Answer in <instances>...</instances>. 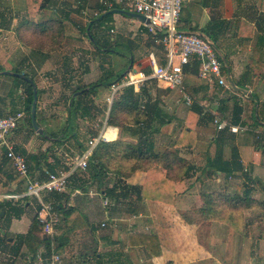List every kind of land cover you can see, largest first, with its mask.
<instances>
[{
	"label": "crops",
	"instance_id": "0c3cea01",
	"mask_svg": "<svg viewBox=\"0 0 264 264\" xmlns=\"http://www.w3.org/2000/svg\"><path fill=\"white\" fill-rule=\"evenodd\" d=\"M86 1L84 0L85 6L90 9L89 1ZM23 2L26 9V0ZM75 4V0H55L51 8L55 11L56 5L68 12L71 7L77 8ZM90 10L97 11L94 8ZM110 10H119V8L114 7ZM72 11L75 14L82 13ZM48 12L52 15L50 8ZM110 15L112 25L107 34L112 37L108 44L105 40L102 41L103 52L107 53L109 50L108 53L115 57L127 58L129 61L127 67L131 66L125 73L141 71L146 75L147 72H151V76L149 54L153 53L155 56L158 48L153 43V36L148 27L138 19L123 13ZM259 15L264 16V0H186L181 10L178 29L185 32L199 31L207 36V32L216 35L219 49L224 56L226 55L234 81L244 72L255 73L250 83L254 89L252 86L248 89L251 90V94L258 95L256 103L249 99L250 95H242L223 88L227 97L215 99L212 103L215 104L214 107L207 106L212 102L209 101L210 98L207 100L203 97L199 101L196 100L202 111L207 112L216 111L221 103H224L228 121L231 119L234 101H238L244 107L242 117L246 120L243 125L246 131L239 134L228 132L227 139L229 138L231 145L225 147L222 155V161L226 163L216 161L213 165L218 177L214 173H204L206 157L212 158L215 151L213 144L215 127L206 118L194 127V132L199 135L200 140L192 151L186 148H169L177 151L178 156L186 161L183 165L190 168L187 176L184 169L181 177L173 179L175 191L173 205L147 199L135 201L133 196L124 200L110 199L103 194V191L100 193L95 184H91L92 179L87 175L84 177L79 174L77 180L70 177L65 192L68 199H62L60 202L65 210V216L63 217V212H59L60 225L56 229L54 238L56 250L62 255V264H264V218L261 209L232 210L230 214L236 216L232 224L213 219L217 207L209 210L211 217L201 214L203 205L201 196L204 193L232 195L236 192L244 197L264 202V144L259 143L260 141L256 142L257 134L264 131V125L256 127L249 119L254 106L255 115L264 120V102L261 95V88H264V68L259 74L257 73V64L253 55L256 51L261 57L264 52V32H262L264 18L260 19ZM116 45L126 49L127 55L119 52ZM0 47V57L8 58L7 47H4V43ZM251 47L253 52L246 54V48L250 51ZM23 53L33 59H29L26 63L28 66L22 65L20 70L23 74L32 75L37 88L40 89L42 82H38L36 76L39 73L49 75L47 73H55L58 70L51 63V56L46 52L26 47ZM156 60L161 65L165 64L162 60L157 58ZM10 68H12L11 64L4 65L3 61L0 62V71L12 70ZM66 69L64 80L68 84L71 83L72 73L67 66ZM66 75L68 76L65 77ZM187 76L189 73H186L185 77ZM21 80L20 78L16 80L15 76L0 74V118L13 113V110L20 106L18 98L23 91ZM188 82L189 78H186V84L192 93L202 87L194 86L195 89L193 86L190 87ZM200 83L205 85L204 82L200 81ZM4 85H12L15 92L4 91ZM133 88L136 93L140 89L149 90L152 102L157 91L166 90L161 82L155 85L143 83ZM207 88L205 85L201 89ZM213 89L210 88L209 91H214ZM167 90V93L157 97L156 101L159 110L169 123L159 126L158 131L154 133L148 131V135L153 136L155 144L159 143V145L174 140L179 135L186 124L190 108L180 102L181 99L178 101L171 98L173 90L168 88ZM195 98L193 97L194 100ZM25 118L24 126L14 130L7 139L25 157L30 174L42 176L45 170L68 168L70 163L66 164L64 158L68 155L61 152L62 148H59L55 141H45L36 132L32 133L28 130ZM132 123H134L133 119ZM129 130L134 131V129ZM102 131L108 137V142L118 139L136 141L135 137L130 136L131 131L122 132L118 127L104 124L99 133ZM232 150L237 152L241 167L227 175L223 169L232 161ZM217 163L219 164L216 166ZM112 165L117 167L120 163L114 161ZM131 166L130 163L128 167ZM224 174L227 178L219 177ZM145 177L146 172L142 169L129 171L126 176L116 172H106L103 184L104 187L105 185L111 187L114 183L120 186L119 180H122L127 185L141 186ZM232 178L233 180L240 178L238 188L229 184ZM24 189L11 162L5 158L4 151L0 149V197L4 194L22 193ZM49 196L46 195L45 198L48 199ZM105 200L107 206L104 205ZM33 202L31 198L0 201V205L4 207L0 209V212L3 210V214L0 215V264H32L30 263L32 257L30 260H25L24 253L27 248L20 244L19 237L27 233L31 217L36 214L37 210L33 208ZM32 208L33 214H31ZM190 212L193 213L194 221L185 219ZM197 218L202 220H196ZM144 235L156 236L160 250L158 254L151 251ZM41 249L44 248L41 246L38 251ZM33 264H36L35 259Z\"/></svg>",
	"mask_w": 264,
	"mask_h": 264
},
{
	"label": "trees",
	"instance_id": "16d2710c",
	"mask_svg": "<svg viewBox=\"0 0 264 264\" xmlns=\"http://www.w3.org/2000/svg\"><path fill=\"white\" fill-rule=\"evenodd\" d=\"M54 1L55 0H26V3L27 8L31 10V15L35 16L34 10L36 12L40 9L47 10L51 7ZM88 1V7L90 9H96L98 11V16L92 17L90 20H88L84 25V28H82V32L86 37L88 36L91 42L93 43V40H95V36H93L94 34L91 33L92 27L95 23H97V19L102 16V14L107 10H103L97 0ZM84 6L85 2L83 1L82 4L77 6L75 10L77 12H82ZM110 17V14L106 15L99 22H103L105 19L108 18L110 19ZM41 31L44 32V30ZM207 34L210 39L214 42L216 47L219 48V40L216 35L211 34L210 32H207ZM94 45H97L99 47L98 43ZM107 52H109V50ZM198 66L199 63L197 61H193L189 65L184 67V72L198 76ZM125 70L126 69H124L122 73H118L116 77H114L112 80L107 81L108 79H105L103 80V82L99 81L96 84L78 86L72 91L71 95L69 96L70 103L68 106V113L70 114V118L68 120L69 122L67 124V127L70 126V137L74 138L75 143L78 145L80 154H83L87 150L89 140L82 142L76 137L77 134L74 128V121L72 122L71 119L73 115L75 99L83 100L90 94L95 93L96 88L99 85H109L110 87L112 84L118 83L126 72ZM13 71L17 73L21 72L18 69H14ZM150 73L151 72H147V76H150ZM24 75L31 78L35 83L32 75H28L27 73H24ZM17 79L18 78L16 77V80ZM21 82L23 84V91L22 95H20L18 98V103H20V105L24 109L26 122L31 127L29 128L34 131L30 120V107L33 99L32 86L24 80H21ZM158 82L159 81L154 78H149L144 83L155 85ZM234 82L238 87L248 89L251 83L250 72H244L241 77ZM85 88H87L88 90L83 91L78 95H74L76 92ZM167 91V88L166 90L157 91L154 96L155 101L153 100L152 102V95L149 90L140 89L139 92L136 93L134 91L133 86L121 88L117 92V95L113 98V101L111 103L107 118V125L118 127L121 129L124 128L125 122L132 121L133 119V122L135 121L137 128L132 131L129 130L131 128L128 127L124 128L123 131H131L130 136L132 138L135 137L136 141L133 142L124 139H118L112 142L99 141L95 148L92 150L91 155H89L87 159V167L85 172H73L71 175V179L73 178L77 180L80 175L84 177H86L87 175V177H90L92 179L91 184H95L97 186L98 191L100 193L103 191V194L109 196L110 199L124 200L129 199L133 196L132 198H134L135 201H143L144 199H147L166 205H173L175 202L173 179L174 177H181L182 173L184 172V169V173L187 176L189 174L190 168L183 165L186 161L178 156L177 151L172 149H164L163 151H158L156 149V144L153 136L148 135L149 130H151L150 133H154L158 131L159 126L169 123V120H165L163 113H161V111L159 110L156 101L157 97L166 94ZM39 93L40 91L37 90V98L39 97ZM249 99L252 102L254 100V102L256 103L258 101V96L256 93H252ZM221 104L222 105H220L219 108L216 110V113L221 119L227 120V116L225 115L226 106L224 105V103ZM13 111H18V108H15ZM255 111L256 110L253 106L250 116L253 125H255L256 127L264 125V120L260 119L257 114L255 115ZM99 112L101 113V110ZM243 112L244 107L238 101H234L231 119L229 121L227 120L228 123L232 125L243 126L245 124L244 122L246 121L242 117ZM121 118H125V122H122ZM205 118L207 121L212 122L211 113L207 111H202V107L196 100H194L192 106H190L188 110L186 124L184 127H182L179 135L173 140L172 147H175L176 149L186 148L187 150L192 151L197 146V142L200 140L199 135L194 132V127L195 125L203 121ZM37 124L39 126H42L41 122H37ZM142 128H144V130ZM228 132V129H224L222 131H214L215 135L213 136V144L215 147V151L212 158L209 156L206 157V168H204V173H214L216 171L213 166L214 164L211 163L212 160L214 162L217 161L223 162L224 164L226 163L225 161H222V155L225 147L231 145L229 138L227 139V134L230 133ZM44 135L51 138H59V136H57L53 132H48L45 129H43V134L40 136L43 137ZM263 135V133L257 134L256 141H259ZM63 137L64 136L59 138L58 142H64L65 139H63ZM231 159V163H229L226 168L223 169L226 174H229L241 167V164L238 160L237 152L235 150H232ZM114 161H117L118 163H120V165L114 167L112 165V162ZM130 163L132 164V166L129 168L128 165ZM135 169H142L146 172L144 183L141 186L127 185L122 180H119L120 186H118L117 183H114L111 185V187H108L106 185L104 187L103 182L104 178L106 177V172H116L121 176H126L128 175L129 171H133ZM49 195V198L55 201V208L57 209V211H61L64 214L65 210L64 208H62V204L60 202L62 199L67 200L68 196L65 193H53ZM49 198H45V200H50ZM201 199L203 201L201 214L204 213L207 217H211L209 210H214V208L217 207V213L213 216V219L216 220H223L232 224L233 221L236 219V216L230 214L232 210H245L253 208L261 209L264 217L263 201H259L251 197H244L236 192H234L232 195H229L227 193H219L218 195L213 193H204L202 194ZM0 209H4V207L0 205ZM36 210V214L31 219V224L27 233L19 237L20 244L25 245L27 248L28 260H30V258L32 257V260L30 262L32 264L35 259V255L41 246L46 251L50 250L49 239L41 234V223L37 219V212L39 210V207H37ZM188 214L189 215L185 216L186 221H194L193 213L190 212ZM64 216L65 214L63 215V217ZM196 220L202 219L197 218ZM102 226H104V224H102ZM144 238L147 239V243H145L147 245L149 243L151 251L155 254H158L160 250L158 244L156 243V236L146 235ZM155 248L157 249L154 250Z\"/></svg>",
	"mask_w": 264,
	"mask_h": 264
},
{
	"label": "rangeland",
	"instance_id": "374dc122",
	"mask_svg": "<svg viewBox=\"0 0 264 264\" xmlns=\"http://www.w3.org/2000/svg\"><path fill=\"white\" fill-rule=\"evenodd\" d=\"M72 10H75L74 7H71V9L67 12L60 6L58 7L55 5V11L50 7L52 15H49V9H40L37 12L34 10L35 16H32L31 10L24 8L23 0H1L0 3V46L4 43V47H7L9 54L8 58L0 57V62L3 61L4 65L11 64L12 68L10 69L12 70H20L22 65L27 67L28 65L26 63L29 62V59H33V57H27L25 53H23V49L30 47L36 51L46 52L48 56H51V63L54 64L56 66V70H58L55 73H47L49 75L39 73L36 76L37 81L42 82L40 89L37 88L40 93L37 98L38 103L36 104V114L37 122H41L42 126L40 127L42 129H45L48 132H53L59 136V138L64 136V142H58L59 138H51L45 135V138L44 136L42 138L45 141L49 140V142L52 140L55 142L57 141V146L62 148L61 152L68 155L64 156L66 164L71 163L70 157L80 155L78 145L75 143L74 138L70 137V126L67 127L69 122L68 120L70 118V114L68 113V106L70 103L69 96L72 91L78 86L96 84L99 81L103 82L105 79H108L107 81L112 80L118 73H122L124 69L127 70V68L131 66L129 65V67L126 68L128 65L127 58H119L111 55V53L103 52L102 41L105 40L107 42L106 44H108L112 37L110 34H107L109 27L112 25L111 19H105L103 22L97 21V23L94 24L91 33L95 36V40H93L95 43H92L90 38L88 36L86 37L82 32V28H84L86 22L93 17L91 13L92 10L89 9L87 14H75ZM259 18L263 19L264 16L259 15ZM114 26L117 28V25ZM117 29H119V27ZM41 30H44V32ZM262 32H264V25L262 27ZM96 42L100 48L97 45H94L97 44ZM115 47L119 52L124 54L127 53L126 49L121 48L120 45H116ZM157 48L155 56L160 61L162 60V63L164 64L165 61L162 47ZM247 48L246 54L249 55L250 52H253V47H251L250 51ZM253 55L255 57V63L257 64V73L259 74L262 68H264V52L261 57L258 56L256 51L253 52ZM66 66L70 69V73H72L70 77L71 83L68 84L65 83L64 80V72L65 70L67 71ZM12 70L8 71L15 72ZM250 73L251 78L253 75L255 76L253 71ZM67 76L68 75L65 77ZM197 77L198 76L193 74H189V76L185 77L184 87L189 96L192 98L196 97L195 100L197 101L201 100L203 97L207 100L210 98L209 101L211 100L212 102H209L207 105L208 107L215 106V104H212L215 99L227 97V94L222 88L214 87L215 90L213 89L214 91L211 90V92L209 91L210 88L202 90L201 88L205 85L201 83L199 84L201 80ZM186 78H189L188 83L190 87H202L197 89L195 93L190 92V88H188L186 84ZM56 81H58V83H56ZM6 90L10 91V93L15 92V88L12 85H4V91ZM75 94H77V92ZM116 95L117 92L111 99V87H109V85H99L96 88L95 93L90 94L83 100L75 99L71 119L72 122L74 121V128L77 134L76 137L80 141L85 142L99 135L103 125L105 123L107 124V111L108 107L111 106L109 103L110 101L112 103L113 98ZM261 95L262 101L264 102V88H261ZM170 96L178 101L181 99L179 92L175 90H173ZM100 110L101 113L99 112ZM121 121L125 122V118H121ZM23 122L24 120L20 121L17 128H22L24 126ZM131 123L132 121L125 122L124 128L130 127L135 130L137 128L135 121L133 124ZM29 127L30 126L26 122V128L32 133H35V131H32L30 129L31 127ZM124 128H121L122 132ZM262 133L264 134V131L261 132V134ZM38 136L41 137L40 135ZM259 141V143L264 144V135ZM159 142H161V140ZM172 143L173 140L171 139L169 141L162 142L160 145L159 143H156V147L157 149L162 150L169 149L172 147ZM203 145L205 146V143ZM207 150L209 151V149ZM208 151L206 152L208 153ZM211 163L215 165L216 162L212 160ZM218 164L219 163H217L216 166ZM214 175L218 177L215 172ZM227 175L224 174L219 177L227 178L225 177ZM233 176L234 175H232V177ZM229 182V184L238 188L239 186L237 185H240V178H235V180L232 178ZM34 202L33 208L36 209L37 205L36 202ZM33 208L31 210V214L34 212ZM24 254L26 255L25 260L27 261V250Z\"/></svg>",
	"mask_w": 264,
	"mask_h": 264
},
{
	"label": "built area",
	"instance_id": "2783aa9c",
	"mask_svg": "<svg viewBox=\"0 0 264 264\" xmlns=\"http://www.w3.org/2000/svg\"><path fill=\"white\" fill-rule=\"evenodd\" d=\"M75 1V6L77 7L84 0ZM97 1L103 10H110L115 7L123 11L143 15L150 22L147 27L153 36L154 45L162 47L164 51V65L158 63L153 53L149 54V63L152 67L150 77L141 71H128L118 83L112 84L110 86L112 90L111 99L121 88L139 86L147 79L154 78L165 84L166 88L179 92L182 102L187 107H190L194 99L185 91L184 78L186 73L184 72V67L193 61L199 63L198 78L208 88L221 87L224 90H232L227 83L223 63L212 46L203 38L178 29L181 10L186 0ZM88 10L87 6H84L82 14H87ZM91 13L93 17L98 16V11L94 10ZM158 30L166 33L162 34ZM109 104H111V101ZM210 113L212 115V124L217 131L228 129L231 134H239L246 131L244 126L232 125L227 120L221 119L216 111ZM24 117L25 112L20 105L18 111L0 118V149L4 151L5 158L11 162L15 174L25 188L22 193L2 195L0 201L31 198L36 202L37 207H39L37 219L41 223L42 235L48 238L50 242L49 251L41 249L36 253V264H62V255L56 250L54 240L56 229L60 225V214L55 208L56 203L52 200H45V196L53 193H65L72 173L76 171L85 172L87 159L91 155L92 150L99 141H108V137L102 131L96 137L91 138L88 141V148L83 154L70 157L71 163L68 168L60 167L54 171L45 170L42 176H33L29 172L25 157L7 139L8 135L17 129L19 122ZM104 205H108L106 200Z\"/></svg>",
	"mask_w": 264,
	"mask_h": 264
},
{
	"label": "water",
	"instance_id": "95a60500",
	"mask_svg": "<svg viewBox=\"0 0 264 264\" xmlns=\"http://www.w3.org/2000/svg\"><path fill=\"white\" fill-rule=\"evenodd\" d=\"M113 13H123V14H125L127 16H130V17H133V18L138 19L141 23H143L146 26L150 25L149 20L146 19L143 15H140V14H137V13H132V12H125V11H123L121 9H119V10H109V11H106V12H104L102 14V16H100L97 19V21H100L104 16L109 15V14H113ZM158 31L160 33H162V34H165L166 33L165 31H161V30H158ZM186 33L195 34V35L203 38L204 40H206L212 46V48L214 49V51L216 52V54L218 55V57L220 58V60L223 63V66H224L225 71H226V80H227V83H228V85L230 86V88L234 92H237V93L242 94V95H248V96L251 95V91L250 90L245 89V88L238 87L235 84V82H234V80L232 78L231 71H230V67H229V64L227 62L226 57L221 52V50L216 47V45L210 39V37H208L206 34H204L202 32H199V31H187ZM0 74L15 76L17 78H20V79L28 82L32 86L33 99H32V103H31V107H30V120H31V125H32L33 130L38 135H42L43 134V129L37 124V121H36L37 87L34 84L33 80L31 78L25 76L22 72L21 73H16V72H11V71L4 70V71H0ZM87 90H88L87 88L84 89V90H81V91L77 92V94H75V95H78V94L82 93L83 91H87ZM109 110H110V106L108 107L107 114L109 113ZM2 214H3V210H1V212H0V215H2Z\"/></svg>",
	"mask_w": 264,
	"mask_h": 264
}]
</instances>
